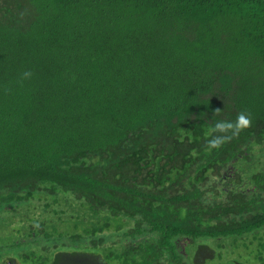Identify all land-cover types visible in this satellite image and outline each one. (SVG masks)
I'll return each mask as SVG.
<instances>
[{
    "label": "trees",
    "instance_id": "16d2710c",
    "mask_svg": "<svg viewBox=\"0 0 264 264\" xmlns=\"http://www.w3.org/2000/svg\"><path fill=\"white\" fill-rule=\"evenodd\" d=\"M263 229L264 0H0V261L201 264Z\"/></svg>",
    "mask_w": 264,
    "mask_h": 264
},
{
    "label": "rangeland",
    "instance_id": "374dc122",
    "mask_svg": "<svg viewBox=\"0 0 264 264\" xmlns=\"http://www.w3.org/2000/svg\"><path fill=\"white\" fill-rule=\"evenodd\" d=\"M30 211L36 213L37 208H30ZM1 235L5 239L10 237L4 234ZM218 239L202 241L213 250L214 257L205 259L201 264H236V262L239 264H264V229L235 239L232 237ZM110 242L108 239L102 243L105 245ZM193 249L195 247H192ZM9 258H11V255L3 257L0 264H5L7 260H10ZM13 262L16 263L18 261L13 258ZM106 262L107 264H119L118 261L110 260V258Z\"/></svg>",
    "mask_w": 264,
    "mask_h": 264
},
{
    "label": "clouds",
    "instance_id": "9594fccd",
    "mask_svg": "<svg viewBox=\"0 0 264 264\" xmlns=\"http://www.w3.org/2000/svg\"><path fill=\"white\" fill-rule=\"evenodd\" d=\"M31 72H24L23 77L29 78ZM221 109L216 108L213 112L214 115H219ZM251 126V115L250 113L241 111L237 113L235 121L219 120L214 123L210 129L211 138L207 139L206 147L207 150L218 149L223 146L226 142L233 138H238L240 133ZM219 135H216V134Z\"/></svg>",
    "mask_w": 264,
    "mask_h": 264
},
{
    "label": "water",
    "instance_id": "95a60500",
    "mask_svg": "<svg viewBox=\"0 0 264 264\" xmlns=\"http://www.w3.org/2000/svg\"><path fill=\"white\" fill-rule=\"evenodd\" d=\"M5 264H11L10 260H7V261L5 262ZM102 264H105V263H102Z\"/></svg>",
    "mask_w": 264,
    "mask_h": 264
}]
</instances>
